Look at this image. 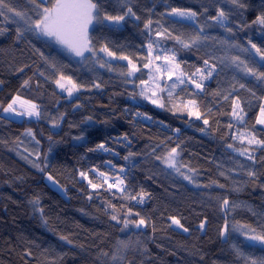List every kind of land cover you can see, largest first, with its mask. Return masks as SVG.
I'll list each match as a JSON object with an SVG mask.
<instances>
[{"label": "trees", "instance_id": "1", "mask_svg": "<svg viewBox=\"0 0 264 264\" xmlns=\"http://www.w3.org/2000/svg\"><path fill=\"white\" fill-rule=\"evenodd\" d=\"M7 2L17 11L31 14L30 0ZM98 2L109 15L126 10L125 0ZM129 6L139 20L126 17L118 27L110 22L95 23L89 36L97 48L107 42L118 55H129L141 68L132 78L122 74L128 71L127 61L99 54L110 61L111 70L87 65L35 33L25 32L17 39L19 25L0 17V28L6 29L0 34V105L6 107L19 94L36 104L41 113L39 118L22 122L0 117V264H243L234 254V244L246 256L264 258V246L250 245L239 231H232L233 225L259 228L264 223V148L256 147V159L251 161L227 147H243L232 138L237 129L254 131L264 139V126L255 123L264 104L260 99L264 97V82L246 76L228 60L223 64L219 60L225 55H239L243 60L250 57L240 48L229 49L221 40L249 49L251 40L264 49V25L257 23L264 15V0H239L238 4L231 0H129ZM171 7L197 12L195 23H174L167 15ZM218 8L230 14L226 25L232 28L231 33L208 19ZM7 15L14 17L13 13ZM149 18L153 28L159 21L174 34L192 32L203 25L204 34L215 38L192 49L167 41L168 48L175 47L185 71L204 67V59L217 65L204 82L203 92L196 96L201 119L186 111L169 110L166 100L165 108L155 107L139 95L140 80L147 79L149 73L141 59L146 55L144 23ZM255 60L250 65L264 71V62L258 56ZM60 74L83 87L71 97L61 93L55 83ZM237 82L246 85L233 92V97H241L246 112L243 124L227 114L232 97L223 99ZM217 92L220 95H215ZM204 118L209 119L208 125ZM229 123L235 125L231 130ZM28 130L32 136L26 135ZM101 143L109 151L97 148ZM176 145L179 161L186 165L181 171L194 182L156 159ZM81 171L95 183L102 182L99 172L119 176L125 180L127 192L148 195L140 203L125 199V194L107 185L92 189L80 177ZM249 171L256 175L249 176ZM47 175L64 193L49 185ZM224 198L229 200L227 210L222 207ZM37 199L39 203L34 204ZM129 208L131 216L126 215ZM137 212L148 226L137 230L130 223L125 228L122 221L138 220ZM170 217L180 219L189 231L175 228ZM226 220L231 233L227 242L220 234ZM121 240L129 246L121 248L120 261L113 262Z\"/></svg>", "mask_w": 264, "mask_h": 264}, {"label": "snow or ice", "instance_id": "2", "mask_svg": "<svg viewBox=\"0 0 264 264\" xmlns=\"http://www.w3.org/2000/svg\"><path fill=\"white\" fill-rule=\"evenodd\" d=\"M233 4H238L239 0H231ZM33 6L29 12L17 11L15 8L11 7L7 0H0V17H3L5 22H12L19 25L16 28L17 39L24 36L25 32L35 33L38 36H44L53 39L55 42L64 46L68 51L73 53L77 57H85V53H90L92 56L97 57L96 63L99 67H108L111 70V63L108 59L99 58V54H103L104 57L119 59L127 61L126 73H122L127 78L135 77L136 73L141 71V68L133 61L129 55L120 54L113 51L107 42L102 43L99 48L92 44V40L89 36V28L94 25V23H104L110 22L112 27H118L123 22H125L126 17H134L139 20L140 17L136 15L133 8L129 6V0H125L126 10L123 14L109 15L104 12L98 0H30ZM244 7L243 4L239 5ZM6 10V11H5ZM207 11V9H205ZM7 13H13L14 17L10 18ZM168 16L175 18L174 23H184L186 21H193L197 18L198 13L185 8L171 7L170 11L167 13ZM230 14L226 12L223 8H218L216 15L209 17L208 19L215 21L217 25L229 33L232 32V28L227 27L226 22L229 20ZM18 18V19H16ZM153 20L149 18L144 23L145 34L148 37V42L146 44V55L141 59L143 60L142 67L144 69H149L148 78L140 80L141 91L139 93L143 98L150 100L152 104L157 105L161 108H165V100L170 106L169 110L176 109L181 111H186L189 116H194L196 119H201L202 114L199 110L198 101L196 96L198 92H203L204 82L212 77L213 72L216 70L217 65L215 63H210L209 59L203 60L204 67H196L194 71H185L181 62L177 60V52L175 47L168 48L167 41H173L175 45H178L183 49L199 48L204 42L208 41L209 36L204 34V26L201 25L199 28H194L192 32H180L174 34L168 28H165L159 21L155 23L158 27L153 28ZM257 23L264 25V15H261L257 19ZM6 29L0 28V34H2ZM221 44L227 45L230 48H240L242 52L250 53L249 60H243L239 55L219 57L220 63H224L225 60L230 61L236 66V68L241 69L246 76H251L256 78L258 81L264 82V71H260L254 65L256 63L255 58L258 56L261 62H264V49L258 47L256 44L252 43L251 40L248 41L250 45L249 48H243L238 44H231L227 40H221ZM254 50V53L251 52ZM43 56V53H40ZM251 61V65H250ZM159 62V63H157ZM23 71V69H20ZM43 75V73H41ZM175 78V79H174ZM171 81L169 84L168 82ZM129 82H132L129 79ZM56 85L67 92V95L71 97L74 92L80 91L83 85L77 84L70 76H65L60 74L59 78L55 80ZM28 81H24V85H27ZM193 86L189 88L188 86ZM237 86L239 89H245L246 85L237 82L233 84L231 90L223 94V99L228 101L232 97L230 102L231 111L227 113L232 117L237 124H243L245 122L246 112L244 107L241 105V97L235 95L233 97V92L237 91ZM94 87L99 88V84H95ZM179 89V92H177ZM247 91L251 92V88H247ZM215 95H220L219 92ZM255 95V93H253ZM260 99L264 100V97ZM3 112L16 115V116H27L39 118L41 113L38 106L31 101L24 100L19 94L12 97L11 101L7 106L0 105ZM211 112V109L208 110ZM137 115H143L137 113ZM62 119V117H61ZM89 119H91L89 117ZM150 119V117H149ZM203 123L205 125L209 124V119L204 118ZM256 124L264 125V104H261L259 108V115L255 121ZM54 126L55 122H54ZM235 127L234 124L229 123L227 128L229 130ZM177 132L179 129L176 130ZM26 135L32 136L31 130H28ZM83 137H78L82 139ZM233 140L239 141L240 145L243 147H237L235 144H228L227 147L232 149L234 152L238 153L240 156L247 157L248 160L255 161L256 157L253 154L256 147L264 148V139H259L254 131L244 130L240 131L237 129L236 133L233 135ZM51 139V137H50ZM125 139L127 137L125 136ZM38 143V142H37ZM256 146V147H254ZM97 148L109 151L103 143L98 144ZM179 145L176 147H171L164 155L157 156V160H161L167 168L173 169L176 173H179L184 177V179L194 182L191 175H186L181 171V167H186L182 165L179 161L180 153L178 152ZM89 151H94V149H89ZM133 155L129 153V156ZM129 156H125L124 159H129ZM26 159V157H25ZM34 166L39 167L34 163ZM242 167V165H241ZM43 171V169H40ZM98 171V170H94ZM121 172L124 171L123 168L120 169ZM189 171H195L189 169ZM223 174V173H222ZM249 176H255L256 173L249 171L247 173ZM80 177L87 180V183L92 189L103 188L107 185L108 189H116L120 193L125 194V199L138 200V202L143 203L145 196L148 194L141 191L137 195H132L130 192L126 191L125 180L119 176L110 177L106 172H99V177L102 179L101 183H95L89 178L88 173L81 171L79 173ZM48 180L54 181L53 177L49 175ZM113 182H109V181ZM224 187V185H220ZM91 199V197H89ZM34 204H38L39 200H35ZM222 207L224 209H229V200L227 198L222 199ZM115 209V205H111ZM43 212V209H39ZM127 216L133 215L132 209H127ZM136 216L140 217L139 212L135 213ZM113 220H118L117 215H112ZM171 223L183 229L184 232H188L189 229L181 224L180 219L176 217H170ZM125 228L129 224H133L135 228H140L141 226L147 227V222L144 217H140L138 220L129 221L127 219L123 220ZM206 220L202 221L199 225L200 229L205 226ZM232 231H239V233L244 237L245 240L250 242V245L259 243L264 245V223H261L259 228L253 227L248 224L243 225H233ZM220 234L226 238V241L230 238L229 224L227 220L225 221ZM61 239L67 240V237H61ZM71 243V241H68ZM119 247L117 251L121 248L127 249L129 242L126 240H121L118 242ZM234 254L240 258L243 264H264V258L259 260L253 259L246 256L245 253L238 245H232ZM30 254V253H29ZM105 255H107L105 253ZM116 257L114 256L113 259Z\"/></svg>", "mask_w": 264, "mask_h": 264}, {"label": "rangeland", "instance_id": "3", "mask_svg": "<svg viewBox=\"0 0 264 264\" xmlns=\"http://www.w3.org/2000/svg\"><path fill=\"white\" fill-rule=\"evenodd\" d=\"M172 18H173V17H172ZM174 19H175V18H174ZM186 22H189V23H195V20H193V21H186ZM94 25H95V23H94ZM94 25L91 26V27L89 28V33H90V31L92 30V28L94 27ZM39 37L48 40V41H49L50 43H52L55 47H57L59 50H61L62 52H64L65 54L69 55L70 57L74 58L75 60H77V61H79V62H86V64H87V65H90V66H97V65H99V64L96 63V59H97V58L94 57V56H92L90 53H85V57H77V56H75L73 53H71L70 51H68L64 46H62V45H60L59 43L55 42L53 39L48 38V37H44V36H39ZM108 59H109V58H108ZM109 60H110V59H109ZM157 63H159V62H157ZM174 79H175V78H174ZM168 83L170 84L171 81H169ZM189 86H190V85H189ZM191 87H193V86H191ZM57 88L59 89V91H60L61 93L67 95V92L63 91V90L60 89L59 87H57ZM140 91H141V88H140ZM75 94H76V92H74L72 96H74ZM67 96H68V95H67ZM142 98H143V97H142ZM143 100L147 101L149 104H151V105H153V106H155V107H159V106H157V105L152 104L150 100H147V99H145V98H143ZM0 117H1V118H5V119L10 120V121H14V122H22V121L25 120V119H29V117H27V116H16V115H11V114L5 113V112H3L2 108H0ZM31 118H32V117H31ZM33 118H35V117H33ZM262 126H264V125H262ZM238 142H239V141H238ZM239 144H240V143H239ZM241 146H244V145H241ZM254 147H256V146H254ZM241 157L247 159V157H245V156H241ZM163 165H164V167L167 168V166H166L164 163H163ZM167 169H169V170H173V169H170V168H167ZM173 171H174V170H173ZM174 172H175V171H174ZM175 173H176V172H175ZM176 174H177L178 176H180V177H183V176L180 175L179 173H176ZM47 177H48V175H47ZM47 177H46V181L49 183V185H50L51 187H53L54 189H56V190H58V191L64 193V190H63V189H62L57 183H54L53 181L48 180ZM173 226H174L175 228H177V229L183 231V229L179 228L178 226H176V225H173ZM143 228H144V226H141V227L138 228L137 230H142ZM247 242L250 244L249 241H247ZM254 245L264 246V245H261V244H259V243H256V244H254ZM119 254H120V252L117 251V253H116V255H115L116 258L112 260L113 262H118V261H120V256H119Z\"/></svg>", "mask_w": 264, "mask_h": 264}]
</instances>
